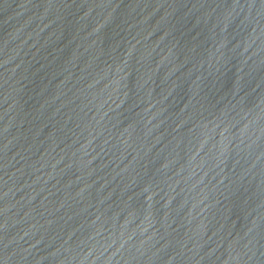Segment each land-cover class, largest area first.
<instances>
[{
	"label": "water",
	"instance_id": "1",
	"mask_svg": "<svg viewBox=\"0 0 264 264\" xmlns=\"http://www.w3.org/2000/svg\"><path fill=\"white\" fill-rule=\"evenodd\" d=\"M0 264H264V0H0Z\"/></svg>",
	"mask_w": 264,
	"mask_h": 264
}]
</instances>
